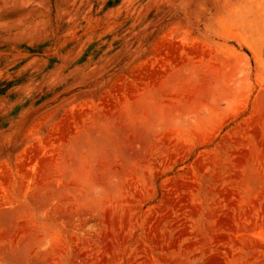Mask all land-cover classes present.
Here are the masks:
<instances>
[{"label": "rangeland", "instance_id": "obj_1", "mask_svg": "<svg viewBox=\"0 0 264 264\" xmlns=\"http://www.w3.org/2000/svg\"><path fill=\"white\" fill-rule=\"evenodd\" d=\"M0 264H264V0H0Z\"/></svg>", "mask_w": 264, "mask_h": 264}]
</instances>
